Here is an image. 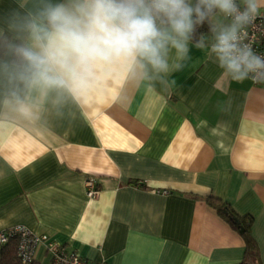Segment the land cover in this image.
<instances>
[{"label": "crops", "instance_id": "0c3cea01", "mask_svg": "<svg viewBox=\"0 0 264 264\" xmlns=\"http://www.w3.org/2000/svg\"><path fill=\"white\" fill-rule=\"evenodd\" d=\"M201 31L166 83L129 74L79 101L24 91L21 106L0 82V230L90 263L264 264V81L223 76ZM209 197L251 220L252 252ZM34 261L51 264L41 246Z\"/></svg>", "mask_w": 264, "mask_h": 264}, {"label": "clouds", "instance_id": "9594fccd", "mask_svg": "<svg viewBox=\"0 0 264 264\" xmlns=\"http://www.w3.org/2000/svg\"><path fill=\"white\" fill-rule=\"evenodd\" d=\"M16 2L0 12V82L21 106L24 91L79 101L106 80L129 74L166 83L205 26L195 47L223 76L264 79V56L245 43L264 0H32L30 7Z\"/></svg>", "mask_w": 264, "mask_h": 264}, {"label": "built area", "instance_id": "2783aa9c", "mask_svg": "<svg viewBox=\"0 0 264 264\" xmlns=\"http://www.w3.org/2000/svg\"><path fill=\"white\" fill-rule=\"evenodd\" d=\"M247 35L245 43H248L257 55L264 56V9L260 15L252 20L246 29ZM254 84L264 81V79L249 78ZM85 197L96 199L98 189L93 178L84 181ZM16 235L18 238L17 256L21 264H29L34 260L36 249L41 246L50 256L51 264H104L90 263L79 257L74 252L67 251L61 244L51 240L46 235H35L22 226H14L5 230H0V245L7 242L8 238Z\"/></svg>", "mask_w": 264, "mask_h": 264}, {"label": "trees", "instance_id": "16d2710c", "mask_svg": "<svg viewBox=\"0 0 264 264\" xmlns=\"http://www.w3.org/2000/svg\"><path fill=\"white\" fill-rule=\"evenodd\" d=\"M202 30L203 32H206L207 26L203 27ZM198 31L202 32L201 28ZM210 200L214 203H217L218 206L216 209L218 214L223 217L233 229L237 231L238 227L236 226L235 222H238L239 226L243 230L241 232V236L245 240L246 250L252 252L254 249V242L249 233V225L251 220L249 218H237L226 204L219 202L216 198L209 197L208 201L211 202ZM17 245L18 238L16 235L8 238L7 242H5L3 245H0V264H21L17 256ZM29 264H35V261L33 260Z\"/></svg>", "mask_w": 264, "mask_h": 264}, {"label": "water", "instance_id": "95a60500", "mask_svg": "<svg viewBox=\"0 0 264 264\" xmlns=\"http://www.w3.org/2000/svg\"><path fill=\"white\" fill-rule=\"evenodd\" d=\"M235 224H236V226L238 227L239 232L241 233L243 230H242L241 227L239 226L238 222L236 221Z\"/></svg>", "mask_w": 264, "mask_h": 264}]
</instances>
